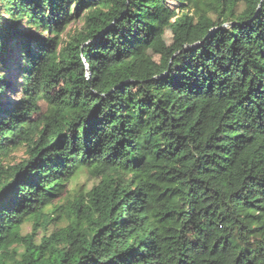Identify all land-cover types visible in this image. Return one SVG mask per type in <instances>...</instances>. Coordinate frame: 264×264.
I'll return each instance as SVG.
<instances>
[{"label": "trees", "instance_id": "16d2710c", "mask_svg": "<svg viewBox=\"0 0 264 264\" xmlns=\"http://www.w3.org/2000/svg\"><path fill=\"white\" fill-rule=\"evenodd\" d=\"M0 264H264V0H0Z\"/></svg>", "mask_w": 264, "mask_h": 264}, {"label": "rangeland", "instance_id": "374dc122", "mask_svg": "<svg viewBox=\"0 0 264 264\" xmlns=\"http://www.w3.org/2000/svg\"><path fill=\"white\" fill-rule=\"evenodd\" d=\"M81 29V22L70 24L67 29V33L70 35H74L79 32ZM164 40L167 44H170V34L165 32ZM6 78L16 83L15 87L12 89V93L6 95L5 99L14 101L19 98V80L15 73L11 70L7 71ZM40 113L44 114L46 112V105L43 102H39ZM26 158L25 152L23 148H19L17 150L12 151L9 156L3 162V166L8 170V168L13 167L16 164L21 163ZM100 174L98 170H82L81 174L76 177L74 180H71L69 184L66 185V192L67 194H73V191H77L81 188L82 192L90 190L95 182L99 180ZM64 197V196H63ZM49 200V199H48ZM50 201H46L45 203H49ZM32 226L30 224H24L21 227L17 228L16 232L19 233L22 237L29 234L31 232ZM16 242L13 240L10 242L8 249H11L15 246Z\"/></svg>", "mask_w": 264, "mask_h": 264}]
</instances>
